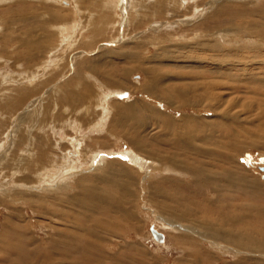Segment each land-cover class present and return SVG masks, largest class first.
I'll list each match as a JSON object with an SVG mask.
<instances>
[{
	"label": "rangeland",
	"instance_id": "obj_1",
	"mask_svg": "<svg viewBox=\"0 0 264 264\" xmlns=\"http://www.w3.org/2000/svg\"><path fill=\"white\" fill-rule=\"evenodd\" d=\"M116 1L0 0V264H264V249L235 237L247 228L264 236V195L262 200L257 192L264 189V0H119L117 7ZM221 4L242 14L203 32L201 23ZM62 22L72 28L60 34L56 26ZM37 40L44 44L36 45L40 51L32 47ZM97 67L109 82L96 76ZM150 69L157 79L166 77L162 85L179 86L196 103L177 105L173 96L175 105L165 102L150 90ZM47 71L53 73L43 76ZM84 73L93 86L117 91L109 97L113 107L104 122L94 103L108 89L94 86L89 94L75 87ZM78 90L86 92L88 103L69 104L77 109L69 114L65 94L73 91L72 101ZM134 100L136 112L119 117L118 109ZM216 121L234 130L235 149L224 154L228 160L211 154L201 160L186 144L169 145L175 135L190 140L188 134L204 122L207 130L195 135L221 140L212 127ZM77 128L87 132L79 138L78 157L69 154ZM128 151L144 164L138 166ZM106 152L113 153L93 164ZM66 155L74 161L67 163ZM110 163L116 165L109 168ZM66 166L77 171L66 173ZM121 166L132 168L127 192L97 181L107 170L122 176ZM210 168L261 185L246 188L238 180L232 189V177L226 184L216 180L234 198L219 202L214 192L192 188ZM57 169L63 172L56 183ZM83 183L110 189L120 209L90 210L79 198ZM48 184L50 191L43 189ZM247 215L232 226L221 219ZM230 227L233 236L226 239ZM150 228L162 232L164 241L155 240Z\"/></svg>",
	"mask_w": 264,
	"mask_h": 264
},
{
	"label": "bare ground",
	"instance_id": "obj_2",
	"mask_svg": "<svg viewBox=\"0 0 264 264\" xmlns=\"http://www.w3.org/2000/svg\"><path fill=\"white\" fill-rule=\"evenodd\" d=\"M119 2V0H117L116 1V7L118 6V5H120V3H118ZM178 2V1H177ZM215 2V1H214ZM46 3V2H45ZM109 3V2H108ZM107 3V4H108ZM212 3H213V1H212ZM113 4V3H112ZM106 6V5H105ZM55 14V13H54ZM242 14V11L240 12V8L239 9H234V7L233 6H231V5H224V4H221V5H219L216 9H215V11H213V13L212 14H210L202 23H201V27H203L205 30L203 31V32H205V31H207L208 29H212V28H215V27H217L218 25H219V23H222L221 21H228V20H231V19H234L235 17H238V16H240ZM245 15V14H244ZM54 17H56V15L54 16ZM42 18V17H41ZM223 19H225V20H223ZM249 26H247V28H248ZM56 28H58V32L60 33V34H62V33H64L65 32V30L66 31H68V30H70L72 27L69 25V24H66V23H64V22H62V23H60L59 25H57L56 26ZM253 29V28H252ZM255 29V28H254ZM33 31V30H32ZM208 32V31H207ZM206 32V33H207ZM205 33V34H206ZM217 33V32H216ZM252 33V32H251ZM211 34H213V33H211ZM32 35H33V33L30 35L31 37H32ZM207 35V34H206ZM223 34L222 33H218V36L217 37H221ZM178 36V35H177ZM39 39V38H38ZM33 40H35V39H32L31 38V41H33ZM42 40V39H41ZM115 40H116V38H115ZM213 40V39H212ZM32 43V42H31ZM41 43V46H43L44 44L42 43V41L40 42L39 40H37V43H32V44H34V46L32 45V47L33 48H36V49H38L39 51L42 49V47L41 46H36V45H38V44H40ZM206 44V43H205ZM211 44H209V46H210ZM213 46H211V48H212ZM43 50H45V52L47 51V49H46V47H45V49H43ZM39 51H37V50H35V53H38ZM50 52V51H49ZM34 53V54H35ZM52 53V52H51ZM41 54H42V52H41ZM49 54V53H48ZM54 61H56V60H54ZM81 62V61H80ZM53 63V62H52ZM52 63H50V64H52ZM71 63H72V65H73V67H74V64L73 63H75V62H72V60H71ZM78 63V62H77ZM83 63V62H82ZM97 64V63H96ZM102 64V63H101ZM263 64V63H262ZM56 65H57V68H56V70H57V72H58V70H61V68L62 67H58L59 66V64H57L56 63ZM79 65H80V63H79ZM83 65V64H82ZM81 65V66H82ZM46 66V65H45ZM53 66V65H52ZM77 67V66H76ZM75 67V68H76ZM74 68V69H75ZM78 68V67H77ZM85 68V67H84ZM88 68V67H87ZM98 68V67H97ZM132 68V67H131ZM142 68V67H141ZM79 69V68H78ZM78 69H75V75L78 77V75L81 77L82 76V73H81V71L80 70H78ZM82 70H83V68H81ZM133 69V68H132ZM54 70V69H53ZM52 70V71H53ZM153 70L154 69H150V70H148V74H154L155 72H153ZM49 71V70H48ZM46 72L47 74H45V72H44V74H43V76H45V77H49L51 74L50 73H53V72ZM51 71V70H50ZM262 71V70H261ZM42 72V71H41ZM91 72H92V70H91ZM95 74H96V76L98 75L101 79L104 77V78H106V74H105V72H103L101 69H100V67L98 68V69H96L95 71H93ZM97 72V73H96ZM124 73H126L125 71H123ZM80 73H81V75H80ZM90 74V73H89ZM105 74V75H104ZM84 76L82 77V78H80L79 80H76L75 82H74V86L76 87L77 85L78 86H80V85H82L83 87H82V89H84V91L85 90H87L88 92H89V94L91 93L90 91H92L93 90V88H94V86L98 89V91L99 90H104V91H106L107 89H106V87H104V85L102 84V83H100V87H99V84H94V86L90 83L91 81L89 80H87L88 78V76H86V73H84L83 74ZM94 75V74H93ZM158 74H154V75H152V77L150 76V82H151V88L152 89H150L152 92H156V94L157 95H159L162 99H164L165 100V102H167V103H169L170 105H175L173 102H171L170 101V97H174V102L178 105H180V104H185V103H190V104H194L193 102H195L196 103V101L197 100H194V101H192V102H190V98H188V91H185V90H181V89H179V86L177 87V86H166V85H162V82H164L165 81V79H166V77H163V78H160L159 77V79H157L158 78V76H157ZM264 75V74H263ZM54 76V75H53ZM97 76V77H98ZM118 76V75H117ZM157 76V77H156ZM160 76V75H159ZM162 77V76H161ZM93 78V77H92ZM92 78H89V79H91L92 80ZM78 79V78H77ZM82 79H84V81L82 80ZM100 79V80H101ZM95 80V79H94ZM105 80H107V78L105 79ZM155 80H157L156 82H155ZM47 81V80H46ZM70 81V80H69ZM108 81V80H107ZM109 82V81H108ZM255 82H257V81H255ZM64 83H66V84H70L71 82H66V81H64ZM84 83H86V85L84 84ZM65 84V85H66ZM114 85V84H113ZM38 86V85H37ZM67 86V85H66ZM85 86V87H84ZM108 86V85H107ZM69 87V86H68ZM148 87H150V84H149V86ZM171 87V88H170ZM32 88V87H31ZM30 88V89H31ZM61 88H63L62 86H61ZM104 88V89H103ZM67 89V88H66ZM184 89V88H183ZM149 90V89H148ZM257 90V89H256ZM30 91H32V90H30ZM63 91H64V88H63ZM83 90L81 91V90H78L76 93H75V96H77L78 98H73V102L72 101H70V94L73 92V91H70V94L68 95V93L67 94H65L67 97H68V99L66 98H64L65 100L64 101H66V102H64V103H67L66 104V107H68V111H69V114L70 113H72V112H75L76 110H74L73 111V109L71 108V106L69 105V104H73L74 102H75V106L76 105H80V104H82L83 103V105L84 104H86V103H88V100H87V95L85 94L86 92H84ZM94 91V90H93ZM114 91H116V90H112V88L111 89H108V93H103L102 91H101V95H99L100 97H101V99L99 100H96V102L94 103V106L95 107H99L100 109H101V111H100V113H99V115H98V118L97 119H99L100 121H103L104 122V120L107 118L108 119V115H109V112H110V110L111 109H109L111 106L113 107V105H111L110 106V100H109V97L111 96V94H113V92ZM25 92H26V89H25ZM81 92V93H80ZM87 92V93H88ZM117 92V91H116ZM157 92H159V93H157ZM161 92V93H160ZM193 93V92H192ZM15 94H17V93H15ZM19 94H20V92H19ZM19 94H17V95H19ZM24 94V93H23ZM122 94V93H121ZM162 94V95H161ZM191 94V93H190ZM200 94V93H199ZM6 95V94H5ZM20 95H22V94H20ZM116 95V94H115ZM114 95V96H115ZM64 97V96H63ZM202 97V96H201ZM201 97H200V99H201ZM89 98H90V96H89ZM99 98V97H98ZM5 99H7V97H5ZM61 99H63V98H61ZM72 99V98H71ZM95 100V99H94ZM199 100V99H198ZM133 101V100H132ZM132 101L129 103L128 102V104L127 105H125V106H123L122 108L123 109H121L120 110V108L118 109V113H117V115H119V117L120 116H122V112L123 111H125L124 113H126V112H128L129 110L133 113V111L135 110V106H136V101L134 100V102L132 103ZM3 102V101H2ZM76 103H78V104H76ZM200 103V102H199ZM56 104V103H55ZM30 105H32V104H30ZM138 106V105H137ZM215 106V104L213 103L212 105H211V107H214ZM4 107L5 106H3V109H4ZM73 107V106H72ZM142 107H143V109H145V108H147L148 106L147 105H142ZM145 107V108H144ZM217 107V106H216ZM139 108H140V106H139ZM89 109H90V107H87V109H86V113L85 114H87V112L89 113ZM99 109V110H100ZM115 110H116V108H114ZM37 110H39V109H37ZM36 110V111H37ZM137 110V109H136ZM136 110H135V112H136ZM222 110V109H221ZM79 111H83V112H85V110H84V108H82V109H79ZM149 111V110H148ZM157 111H159V110H157ZM156 111V112H157ZM41 112V111H40ZM221 112V111H220ZM38 113V112H37ZM158 113V112H157ZM219 113V112H218ZM40 114V113H39ZM82 114V113H81ZM80 114V115H81ZM115 114V113H114ZM140 115H141V113H139ZM71 117V116H70ZM142 119L144 118L143 116H140ZM218 117V116H217ZM231 117V116H230ZM236 117V116H235ZM188 119H190V120H192L193 121V119H191V118H189V117H187ZM232 118V117H231ZM82 119H83V116H82ZM86 119V118H85ZM84 119V120H85ZM187 119V120H188ZM218 119H219V117H218ZM70 120V119H69ZM78 120V119H77ZM162 121L164 120L165 121V119L164 118H162L161 119ZM195 120V119H194ZM217 120V119H216ZM221 120V119H220ZM79 121V120H78ZM81 121V120H80ZM201 121V120H200ZM106 122V121H105ZM218 124H208V125H212V127H213V129L214 128H218L217 130H215V132H217V133H219V137L221 138V140L218 138L217 140H210L209 138H208V136H206V135H204L203 133H200V134H197V135H195L196 134V132H197V130H202L201 128H205V130H207L206 129V124H205V122H204V125H195L196 126V132H194V131H191L189 134H188V139H190V140H182L183 138H180V136L179 135H175V137H174V140H171V141H169L170 142V144L169 145H171L172 144V146H173V142H176V143H178V144H186L185 145V147L187 148L186 149V151L188 150L189 152H196L197 153V156H198V158H201V160H203L204 159V157H205V159L206 158H209V156H207V154H211V155H213V160H221V158H225V159H223V160H228V156H225L224 154L227 152V149H230L231 147H232V141H233V139L235 138V136H234V130H232L231 129V127H229V126H225L224 127V123L223 124H221L219 121H216ZM35 123V122H34ZM93 123V122H92ZM95 123V122H94ZM99 122L97 121V124H98ZM106 124V123H105ZM88 125V124H87ZM92 125V124H91ZM101 126V125H100ZM77 127V126H76ZM78 127H80V125L78 126ZM84 127V126H83ZM92 128H90V129H92V130H97V128H94V125L93 126H91ZM105 127V126H104ZM103 128V127H102ZM101 130H103V129H101ZM195 130V129H194ZM43 131V130H42ZM76 131H77V136L76 137H74L72 140H74V141H71V142H73L74 143V146L72 147V150L71 151H69V154H73L74 156H77L79 153H80V150L83 148L82 147V144H81V140L79 139L81 136H83V134L82 133H84L85 132V130H83V129H80V128H77L76 129ZM185 132V131H184ZM187 132V131H186ZM85 133H87V132H85ZM188 133V132H187ZM170 134V133H169ZM43 135V134H42ZM59 135L60 136H62L60 133H59ZM85 135V134H84ZM185 135H187L186 133H185ZM236 135V134H235ZM42 138H44V137H42ZM132 139V138H131ZM196 142V143H200V144H203V145H205L204 146V148L206 147V145L207 146H211L209 149H207V150H201V148L199 149H196V146H195V144L196 143H194V142ZM136 142V141H135ZM138 142V141H137ZM142 142H144L143 140H142ZM224 142V143H223ZM235 142V141H234ZM136 145V144H135ZM43 146V145H42ZM44 147V146H43ZM176 147V146H175ZM174 147V148H175ZM207 148V147H206ZM232 149L234 150L235 149V146H233L232 147ZM43 150V149H42ZM44 152H46V151H44ZM229 152V151H228ZM96 153V152H95ZM113 153V152H112ZM111 152H106V153H101V154H98L99 155V157L96 159V160H94V162H93V164H96L97 165V162H99V163H101L102 164V160H105L106 159V157H108V155H110V154H112ZM128 153V154H127ZM126 154V156H129V158H132V159H134V160H136L135 161V163H137L138 164V166L139 165H141V164H144L143 162H145V161H142V162H140V159H136V157H134V155H133V152H131V151H128ZM192 153V154H193ZM195 153V154H196ZM46 154H47V152H46ZM97 154V153H96ZM232 154V153H231ZM93 155V154H92ZM114 155V154H113ZM67 156V155H66ZM66 156H64V157H66ZM104 156V157H103ZM217 156H220V159H217L216 157ZM68 157V156H67ZM78 157V156H77ZM76 157V158H77ZM100 157H103V159L101 158L100 159ZM234 157V156H233ZM105 158V159H104ZM100 159V160H99ZM53 160V159H52ZM174 160V159H173ZM65 161L67 162V163H72L73 161H74V159H72V158H70V157H68V158H65ZM180 162V161H179ZM49 163V162H48ZM200 163V162H199ZM228 163V162H227ZM216 164V163H215ZM106 165V164H105ZM112 165H116V164H113V163H110L109 165H107V167H109V168H111V166ZM229 166V165H228ZM51 167H52V165H51ZM65 167V165H62L61 167H59L58 169H62V168H64ZM122 167V176L121 175H118L117 174V172L116 171H112V170H107V171H104L106 174L105 175H102V176H99V177H96L97 178V181L98 180H101L103 183H105L106 184V186L108 187V188H117V189H119V191L120 192H122V190L124 189L125 191H126V189H127V185L130 183V181H132L133 179L131 178V173H130V169H132L131 167H130V169L127 167V168H124L123 166H121ZM144 167V166H143ZM208 167V166H207ZM50 168V167H49ZM93 168H94V166H93ZM145 168V167H144ZM221 168H222V166H221ZM224 168H225V166H224ZM232 168V167H231ZM56 170V173H54V174H52V178L56 181V183L57 182H60V181H57V180H60L61 179V177H60V173H62L63 171H61V172H59L58 173V171L59 170ZM233 169V168H232ZM235 169V168H234ZM47 170V169H46ZM63 170V169H62ZM67 170H69L68 172H70V170H72V171H77V170H75L74 168H70V167H68V166H66V173H67ZM44 171V170H43ZM49 171V170H48ZM204 171V170H203ZM227 171L228 170H226V171H224V169H222V170H214L213 168L211 169H205V173H202V175H201V177L203 178H201V179H197V180H195V181H193L194 182V187H192L193 188V191H199L200 193L201 192H214L215 193V195L217 196V197H215V199H217V201H219V202H222V201H224L226 204L227 203H229V201H231V200H233L234 198H233V194L232 195H229V194H225V192L224 191H222L223 189H222V187H224L223 186V184H226L225 183V181H227L230 177H232L229 173H230V171L227 173ZM55 172V171H54ZM64 172H65V170H64ZM201 172V171H200ZM233 172H235L234 170H233ZM40 173V172H39ZM65 173V174H66ZM226 173V174H225ZM50 174V173H49ZM49 174L47 175V176H49ZM184 174V173H183ZM198 174V173H197ZM232 174V173H231ZM234 174V173H233ZM56 175V176H55ZM43 176H44V174H43ZM46 176V175H45ZM197 176V175H196ZM210 176H213V178L212 179H207L208 177H210ZM235 176V175H234ZM40 177V176H39ZM51 177V176H50ZM71 177V176H70ZM236 177V176H235ZM235 177H232V181L231 182H229L228 184L230 185V187L233 189V188H236L237 186H239L238 185V180H243V183H246V184H249V185H247L246 186V188H249V187H252L253 185H256V186H258V185H261V184H259V182H257V180H255L254 181V179L253 180H247V179H238V178H235ZM48 178V177H47ZM52 178H49V179H52ZM65 178H67L68 179V175H67V177H65ZM72 178V177H71ZM128 178V179H127ZM130 178V179H129ZM48 179V181L46 182V183H49L50 182V180ZM53 179L51 180V181H53ZM235 181H234V180ZM42 180V179H41ZM66 180V179H65ZM65 180H63V182H65ZM216 180H219V181H222L223 182V184L222 185H218L217 183H216ZM93 181V180H92ZM183 181V180H182ZM96 182V181H95ZM176 182V181H175ZM192 182V183H193ZM242 183V182H241ZM53 184V183H52ZM127 184V185H126ZM217 184V185H216ZM62 185V184H61ZM65 185H67V184H65ZM89 185H91V184H86V185H84V183L82 184V187H81V194L79 195V196H82V197H84L83 199H82V197H79L80 199H81V201L83 200H86V203L92 208V209H90V210H93V211H101V210H103V209H108L109 207L110 208H117V209H120L118 206V204H119V202H121L120 201V198H116L114 195H113V193L111 192V190L110 189H107V190H102V189H99V187L98 188H94V186H92V187H89ZM115 187H114V186ZM177 185V184H176ZM50 186H52V185H50V184H48V185H45V186H43L44 188L43 189H45V190H47V189H49V191H50ZM53 186H55V185H53ZM103 186H104V184H103ZM177 186H179V185H177ZM227 186V185H226ZM241 187V186H240ZM27 188V187H26ZM52 188V187H51ZM54 188V187H53ZM59 188V187H58ZM226 188V187H225ZM228 188V187H227ZM242 188V187H241ZM62 189V188H61ZM97 189H99V190H97ZM254 189V188H253ZM55 190V189H54ZM128 190V189H127ZM188 190H190L191 191V189H188ZM246 190V189H245ZM249 190V189H248ZM109 191V192H108ZM192 191V192H193ZM227 191V190H226ZM105 192V193H104ZM127 192V191H126ZM186 192V191H185ZM248 192V191H247ZM255 192V191H254ZM257 192L259 193L258 194V196L261 198V196H263L264 195V189H262V187H259V189L257 190ZM129 193V192H128ZM227 193V192H226ZM256 193V192H255ZM261 193V194H260ZM248 195H249V197H251L254 201H256V200H258V196L257 195H253V193L251 194L250 192L248 193ZM128 196V195H127ZM235 197V196H234ZM77 198V197H76ZM222 200H220V199ZM260 198H259V200H260ZM262 199V198H261ZM250 200V199H249ZM263 200V199H262ZM80 201V200H79ZM78 203H81V202H78ZM83 204H84V202H82ZM5 204V203H4ZM253 204H254V202H253ZM81 206V205H80ZM82 206H84V205H82ZM121 206V205H120ZM161 207H162V205H160ZM7 208V207H6ZM109 208V210H111ZM263 208V207H262ZM225 209V208H224ZM264 209V208H263ZM125 210V209H124ZM126 211V210H125ZM121 212V211H120ZM181 215V214H180ZM260 215V214H259ZM258 215V216H259ZM263 216V215H262ZM261 216V217H262ZM111 217V216H110ZM246 218H248V215H247V217H243V218H238V217H235V216H230V218H227V216H224L223 218H221L222 220H223V222H224V225H225V223L226 224H228V226H232V225H235L237 222H238V220L239 221H241L242 222V220H246ZM68 219V218H67ZM249 219V218H248ZM254 220V219H253ZM258 221V220H257ZM252 222V221H251ZM250 222V223H251ZM259 222H260V220H259ZM261 223H262V221H261ZM223 224V223H222ZM251 225V224H250ZM244 226V225H243ZM162 227V226H161ZM228 229H229V227H227ZM231 228V227H230ZM240 228V227H239ZM253 228V227H252ZM217 229H219V228H217ZM221 229V228H220ZM223 229V228H222ZM242 229H243V227H242ZM247 229H249V228H247ZM244 230L245 232L244 233H239L238 235H236L235 237H237L236 238V241L237 242H244V243H247L248 245H250V247H253V248H256V249H264V236H259V234H257L256 232H254V230L252 231L251 229H249V230ZM156 230V229H155ZM153 228H150V231H151V233H152V231H154V232H156V233H158V234H160L161 235V237L160 238H154L155 240H157V241H164V234L162 233V232H160V231H158V230H156L155 231ZM234 230V229H233ZM220 231H222L223 232V230H218V232H220ZM221 232V234H223ZM227 233H224L225 234V236L224 237H226V239H227V236L226 235H231V236H233V234H232V228H231V230H227L226 231ZM234 232V231H233ZM240 232V231H239ZM16 233V232H15ZM79 233V232H78ZM264 234V233H263ZM15 235V234H14ZM234 235H235V233H234ZM255 235H258L259 237H255ZM2 238V237H1ZM18 239V238H17ZM3 240V239H2ZM21 241V240H20ZM232 241H234L233 239H232ZM34 243V242H33ZM11 244V243H10ZM9 244V245H10ZM13 245V244H12ZM9 260V259H8ZM12 261H14V260H12ZM5 262H7V260L5 261ZM9 263V262H8ZM13 263V262H12ZM11 263V264H12ZM5 264V263H4ZM13 264H16V263H13Z\"/></svg>",
	"mask_w": 264,
	"mask_h": 264
},
{
	"label": "water",
	"instance_id": "obj_3",
	"mask_svg": "<svg viewBox=\"0 0 264 264\" xmlns=\"http://www.w3.org/2000/svg\"><path fill=\"white\" fill-rule=\"evenodd\" d=\"M152 235H153L154 238H160L161 237L160 234H158V233H156L154 231H152Z\"/></svg>",
	"mask_w": 264,
	"mask_h": 264
}]
</instances>
